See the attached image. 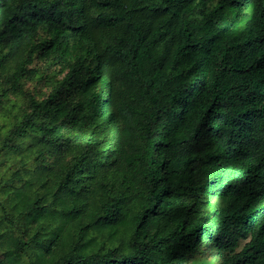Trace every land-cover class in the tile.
I'll use <instances>...</instances> for the list:
<instances>
[{"label": "trees", "instance_id": "16d2710c", "mask_svg": "<svg viewBox=\"0 0 264 264\" xmlns=\"http://www.w3.org/2000/svg\"><path fill=\"white\" fill-rule=\"evenodd\" d=\"M0 264H264V0H0Z\"/></svg>", "mask_w": 264, "mask_h": 264}, {"label": "rangeland", "instance_id": "374dc122", "mask_svg": "<svg viewBox=\"0 0 264 264\" xmlns=\"http://www.w3.org/2000/svg\"><path fill=\"white\" fill-rule=\"evenodd\" d=\"M45 89H46V88H45ZM213 200H214V201H213L214 203H217L216 199H213ZM199 259H200V257H199Z\"/></svg>", "mask_w": 264, "mask_h": 264}]
</instances>
